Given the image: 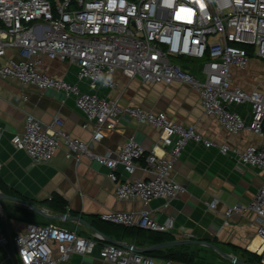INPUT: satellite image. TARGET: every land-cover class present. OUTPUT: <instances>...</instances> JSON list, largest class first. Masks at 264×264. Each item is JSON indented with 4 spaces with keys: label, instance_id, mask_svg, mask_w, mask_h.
<instances>
[{
    "label": "built area",
    "instance_id": "2783aa9c",
    "mask_svg": "<svg viewBox=\"0 0 264 264\" xmlns=\"http://www.w3.org/2000/svg\"><path fill=\"white\" fill-rule=\"evenodd\" d=\"M184 58L199 63L174 61ZM252 58L264 61V0H0V79L15 81L22 91L33 87L60 92L63 102L72 97L83 114L81 127L90 131L89 140L82 141L65 131L59 115L46 126L27 113L12 145L25 151L32 164L49 163L60 148L66 158L96 160L107 169L118 201L141 204L136 212H109L100 219L167 233L173 219H152L149 201H169L184 192L173 170L188 142L206 148L214 143L193 124L178 123L162 111L121 105L103 91H117L120 78L146 85L184 83L196 91L204 114L229 135L246 129L257 137L242 149L226 143L218 148L234 154L242 169L263 176L248 205L228 207L223 214L225 219L236 212L251 214L254 236L260 239L254 254L264 264V93L234 84L235 72L244 71ZM44 60L73 66L76 82L44 71ZM241 106L246 107L244 115L232 110ZM130 121L157 131L158 144L145 149L132 132L116 149L93 151L106 131ZM138 169L146 176L136 177ZM217 203L210 201L208 209ZM190 238L183 235L180 241ZM12 243L13 254L9 250L5 257L16 264H58L73 254L92 255L96 250L108 264H171L131 245L112 244L101 234L86 238L52 223H25ZM5 247L8 241L0 226V248Z\"/></svg>",
    "mask_w": 264,
    "mask_h": 264
},
{
    "label": "crops",
    "instance_id": "0c3cea01",
    "mask_svg": "<svg viewBox=\"0 0 264 264\" xmlns=\"http://www.w3.org/2000/svg\"><path fill=\"white\" fill-rule=\"evenodd\" d=\"M42 69L51 75L63 76L68 82H76L73 66L59 61L44 60ZM244 71H237L235 75L243 74ZM137 82L132 81L129 84L120 78L117 91H103V94L117 99L121 105H138L146 110L162 111L169 119L178 123L193 124L205 139L214 143L206 148L188 142L175 162L173 170L174 180L183 185L184 192L169 201L163 199L149 201V216L152 219L157 222H163L169 216L173 219V227L166 233L172 238V241L168 242L180 241L183 235L191 237L189 244L165 248L192 255L190 262L169 260L171 264H240L234 259L244 264H259V258L256 262V258L249 255L254 254L250 245L256 238L251 214L236 212L225 219L223 212L237 204L248 205L262 186L263 176L257 170L242 169L238 166L234 154H223L218 148L221 143H226L232 148L242 149L255 143L257 137L246 129L237 135H229L213 117L204 114L196 91L184 83L155 84L152 85L153 90L137 93L134 87ZM234 84L240 86L235 80ZM22 92L26 100L22 99ZM140 94H144V100L139 97ZM62 100L63 95L60 92L50 90L40 92L33 87H27L22 91L15 81L0 79V182L12 196L27 200L51 215L55 212L44 202L56 194L65 201L66 214H69V211L75 212L84 222L49 220L26 205L5 200L0 207V226L2 234L6 237L7 232L1 219L5 218L6 213L19 216L18 208L27 213L26 219L30 223L38 225L52 223L67 230L75 229L77 234L86 238L95 232L91 229L89 219L82 215L100 217L104 213L136 212L141 208L137 200L118 201L115 198L114 185L107 179V169L94 159L66 158L64 149L60 148L49 163L32 164L25 151L18 150L12 145L11 140L22 130L23 118L27 113L34 115L46 126L54 116L59 115L63 119L67 133L82 141H88L90 131L81 127L84 122L83 114L75 107L73 98H68L64 102ZM232 110L244 115L246 107H235ZM248 123L249 119L246 118L245 125ZM132 132L135 134L134 139L145 149L158 144L157 131L130 121L119 123L113 131H106L104 138L95 145L93 151L103 153L116 149ZM138 165L143 166V163L140 161ZM117 171L121 172V167H118ZM135 176L144 177L146 173L138 169ZM212 200H217L218 203L215 209L210 210L207 203ZM25 223L28 222L10 218L6 220L11 236L21 232ZM110 239L117 241L114 238ZM117 242L138 249L150 247V244L139 245L131 239ZM7 251L9 246L0 248V264H16L12 259L5 257ZM223 254L228 257H223ZM58 264L108 263L99 259L96 250L92 255L73 254L68 261Z\"/></svg>",
    "mask_w": 264,
    "mask_h": 264
},
{
    "label": "trees",
    "instance_id": "16d2710c",
    "mask_svg": "<svg viewBox=\"0 0 264 264\" xmlns=\"http://www.w3.org/2000/svg\"><path fill=\"white\" fill-rule=\"evenodd\" d=\"M185 63L189 65H195L196 62L198 64L199 61L185 59ZM0 192L3 195L12 196L11 192L6 189L0 182ZM5 201V200H4ZM44 204H46L53 212L66 214V203L65 201L56 194H53L49 199H47ZM20 211L19 216L9 215L6 213L5 219H16L23 222L30 223L29 220L26 219L27 213H24L23 209L18 208ZM71 216H76L75 212L69 211ZM89 219L91 226L99 233L104 235L105 237L114 238L115 240H123V239H131L135 240L139 245L143 243L150 244L149 246L172 241V238L168 236L166 233L162 232H153L149 230L139 229V228H132V227H125L118 224H113L110 222H106L100 219L97 215H82ZM1 225V221H0ZM148 246L142 247L146 248ZM14 251V250H13ZM146 255H149L156 259L161 260H170V261H183V262H190L192 255H188L182 251H175L174 249H165V250H154L150 252H146ZM250 256L255 257L256 262H258V257L252 253H249Z\"/></svg>",
    "mask_w": 264,
    "mask_h": 264
},
{
    "label": "water",
    "instance_id": "95a60500",
    "mask_svg": "<svg viewBox=\"0 0 264 264\" xmlns=\"http://www.w3.org/2000/svg\"><path fill=\"white\" fill-rule=\"evenodd\" d=\"M4 200H10V201H15V202H18V203H21L23 205H26L27 207H29L32 211L36 212L37 214H40L46 218H48L49 220H71V221H77V222H84V220L82 218H80L79 216H71L69 214H61V213H56V214H48L47 212H44L42 209L38 208L36 205H34L33 203L27 201V200H24V199H20V198H17V197H14V196H8V195H3L1 192H0V207H2V202ZM2 223H3V226L7 232V241H8V246H9V250L10 252L13 254V243H12V236L10 234V231L8 230V226L6 224V220L4 217H2ZM87 224V223H86ZM91 229L95 232V233H98L95 229H93L91 227ZM102 235V234H101ZM104 236V235H103ZM106 240L112 244H116V245H120L122 246L123 243L121 242H117V241H114L108 237H106ZM191 243L190 241H173V242H165V243H160V244H157V245H154V246H150V247H146V248H134V250H137L139 252H143V253H146V252H150V251H154V250H158V249H165L167 247H172V246H178V245H182V244H189ZM213 247V246H212ZM215 250H217L215 247H213ZM222 254V253H220ZM223 257H228L227 255H222ZM236 262L240 263V264H244L242 263V261H239L237 259H234Z\"/></svg>",
    "mask_w": 264,
    "mask_h": 264
},
{
    "label": "rangeland",
    "instance_id": "374dc122",
    "mask_svg": "<svg viewBox=\"0 0 264 264\" xmlns=\"http://www.w3.org/2000/svg\"><path fill=\"white\" fill-rule=\"evenodd\" d=\"M174 61L177 64L186 62L184 61V59H174ZM194 64H197V63L195 62ZM133 81H137V79H134ZM235 83L240 85L242 88L258 89L264 93V61H260L257 59L249 60L246 70L243 72V74L236 76ZM134 87L137 93L140 91L146 92V90L151 91V89L153 90L154 88V86L152 85H146L140 82H137L136 85H134ZM143 95L140 94L139 96L142 100H144ZM1 231H2V228H1Z\"/></svg>",
    "mask_w": 264,
    "mask_h": 264
},
{
    "label": "bare ground",
    "instance_id": "6f19581e",
    "mask_svg": "<svg viewBox=\"0 0 264 264\" xmlns=\"http://www.w3.org/2000/svg\"><path fill=\"white\" fill-rule=\"evenodd\" d=\"M260 239L258 236H256V238L254 239V241L252 242V244L250 245V249L251 250H255L256 246L259 244Z\"/></svg>",
    "mask_w": 264,
    "mask_h": 264
},
{
    "label": "clouds",
    "instance_id": "9594fccd",
    "mask_svg": "<svg viewBox=\"0 0 264 264\" xmlns=\"http://www.w3.org/2000/svg\"><path fill=\"white\" fill-rule=\"evenodd\" d=\"M109 79H110V77H109ZM99 234V233H98ZM105 237V236H104Z\"/></svg>",
    "mask_w": 264,
    "mask_h": 264
}]
</instances>
